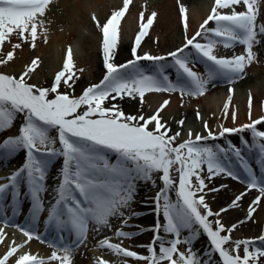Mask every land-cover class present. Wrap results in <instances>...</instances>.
I'll return each mask as SVG.
<instances>
[{"label": "snow or ice", "instance_id": "1", "mask_svg": "<svg viewBox=\"0 0 264 264\" xmlns=\"http://www.w3.org/2000/svg\"><path fill=\"white\" fill-rule=\"evenodd\" d=\"M52 3L53 0H0V65L6 66L13 61L16 50L23 44L34 49L41 36L47 42L45 17ZM131 3L132 0H123V6L113 11L103 24L95 15L91 17L103 35L106 73L99 83L84 88L81 95L60 91L62 86L73 89L78 79L73 71L71 47L63 69L56 73L51 87L28 82L39 66V58L33 59L19 77L0 73V134L21 120L18 134L0 141V160L13 158L20 152L25 154L24 163L3 178L6 183H0V224L19 230L27 238L25 243L33 239L47 243L54 249L50 261L72 264L73 251L85 244L89 232L112 230L113 220L120 221L114 231L117 238L131 239L137 234L123 230L139 227L128 223L139 214L126 215L125 209L134 202L138 184H155L154 177L159 174L163 186L154 197V211L162 214L163 220L150 229L155 235L147 246L149 254L140 255L110 242V238L101 240L100 247L145 264H215L214 257L217 256L221 264H262L264 247L257 246V242L264 244V234L255 239L233 240L231 233L253 219L258 206L264 203V177L258 176L244 161L240 148L231 144L227 148L210 146L203 142L250 130L251 143L246 139L243 143L258 150L260 163L264 165V130L257 128L264 122V117L238 128L221 127L218 134L205 121L206 136L189 130L188 139L176 144L181 133L169 135L171 129L162 123L160 115L169 105L168 100H164L150 117L125 115L116 104L110 108L104 106L106 101L125 97H139L143 102L147 93L178 92L182 97H200L217 78H224L229 84L244 78L246 69L258 59L255 49L264 43V23L258 22L262 0H214L210 14L191 36L188 35L190 26L186 8L181 6L185 43L167 56L138 54L142 40L157 16V13H151L145 23L141 12L140 30L131 49L133 59L118 65L114 62V50L120 37L121 21ZM236 6L245 10L237 11ZM13 39L17 42L13 43ZM6 42L11 45V50L5 55L2 50ZM236 44L244 46V54L230 58L216 54L218 46L229 49ZM169 57L171 65L160 63ZM197 57L205 62L203 74L194 70ZM140 61L154 62L155 70L146 73L139 66ZM172 66L177 73L175 82L166 71ZM232 92L229 88L228 102L224 104L226 114ZM251 107L249 95V118ZM196 117L200 119L199 111ZM235 118L233 114V120ZM178 124L183 126L184 120ZM149 125H154L153 129L150 130ZM53 130L55 137L51 135ZM57 143L59 147L55 146ZM230 153L241 161L246 174L247 178L241 182L246 184L247 190H258L259 195L249 204L246 219L229 227L220 219L221 214L239 208L247 191L235 195L227 207L216 212L208 204L206 194L227 187L210 188L209 183L216 177L241 180L240 175L225 163L230 160ZM56 158H62V166L53 177L57 183L53 187L54 196L47 207L43 221L45 232L42 233L39 230L40 216L45 212L42 194L47 191L49 168ZM173 172L178 173V181ZM173 189L175 200L170 196ZM25 202L29 204V215L24 222H17ZM213 217L216 219H211ZM49 228L55 233L52 240L45 238ZM66 233L73 237L71 242ZM2 234L0 228V241ZM201 236H206L210 246L207 250L197 251L194 245ZM19 247L23 245L10 247L0 258V264H8ZM15 264L48 262L25 252L15 259ZM99 264L108 262L101 259Z\"/></svg>", "mask_w": 264, "mask_h": 264}, {"label": "bare ground", "instance_id": "2", "mask_svg": "<svg viewBox=\"0 0 264 264\" xmlns=\"http://www.w3.org/2000/svg\"><path fill=\"white\" fill-rule=\"evenodd\" d=\"M122 6V0H53L45 17L47 42L41 36L37 40V46L34 49L29 44H23L22 48L18 49L22 58L20 69L13 71L8 67H0V73L19 76L24 69L23 63L27 60V57L31 59L39 58V71L31 75L29 80L40 84V86L47 85L48 82L53 80L55 74L63 69L68 48L74 45L75 53L72 51V56L78 79L75 81L74 88L68 89V92H71L74 96L81 95L84 88L91 84L99 83L106 73L103 64V35L91 17L95 15L99 22L103 24L113 11L119 10ZM181 6H189L190 8L189 13L186 12V14L190 26L188 35L191 36L210 14L211 8L214 6V0H154L152 4H142L136 0L132 1L129 6V11L121 21L120 37L117 47L114 50V62L119 65L133 59L131 49L134 46L135 37L140 30L141 12L144 13L145 23L146 18L151 13L155 12L157 16L153 25L148 30V35L143 38L141 47L138 49V54L150 53L151 55L167 56L169 52L182 47L185 40L179 11ZM236 10L244 11L245 9L241 6H236ZM258 22L264 23V0L261 3V15L258 17ZM12 42L15 43L17 41L13 39ZM255 50L257 51L258 59L246 69L244 78L238 79L232 84H229L224 78H217L208 86V91L203 96L182 97L178 92L147 93L143 102L140 101L139 97H125L124 99L118 98L112 103H118L123 110L132 115L150 117L155 114L164 100H168L169 105L160 113L162 123H165L167 127H171V131L180 129V141L188 139L189 130L194 134L199 133L206 136L207 132L204 129L205 121H207L209 128L217 134L221 127L238 128L250 123L252 120L264 117V43L257 46ZM216 54L221 57L230 58L233 55L244 54V46L236 44L233 48L225 49L221 45L217 47ZM193 56H195L194 51ZM141 63L142 61L139 62V66ZM160 63L171 65L172 60L169 57L166 61ZM152 64L156 66L154 62ZM140 67L144 70L147 66L141 65ZM152 69L151 66L150 70H155ZM194 70L203 74L205 72V62L197 57ZM166 71L175 82L177 79L175 67H167ZM229 88L233 92L231 93L232 100L230 108L226 114L224 112V104L228 102V96L230 94ZM249 95L252 97L251 118H249ZM197 111L201 114L200 119L196 117ZM233 114H235V120H233ZM181 119L184 120L183 126L178 124V121ZM153 127L154 125H149L150 130ZM257 128L258 130H264V122L257 125ZM244 139L251 143L252 137L250 130L243 133L225 134L224 137H218L216 140L209 139L205 142H208L211 146L220 145L227 148L231 144L240 148L244 161L248 162L258 176L264 177V165L260 163L258 150L246 146L243 143ZM2 140L1 138L0 141ZM18 154L22 156L23 152ZM225 163L240 175L241 180L237 181L230 178L216 177L209 183L210 188L227 185L226 188H221L218 192H209L212 210L216 212L223 207H227L235 195L247 191V195L243 197L239 208L229 209L227 213L221 214L222 222L230 227L232 224L246 219V211L249 204L259 194H256L255 190H247L246 184L241 182L247 177L241 167L240 160L230 153V160L225 161ZM61 166L62 162H54L50 166L51 168H49L51 176H56ZM175 174L176 172L172 173L173 177ZM156 194L157 192H151L150 195L143 193L137 205L141 206L145 204L144 200L154 201ZM140 200H143V202H140ZM24 204L26 203H23V206ZM147 204H150V202ZM153 206L150 207V211L156 219L159 214L154 211L155 207ZM27 210L26 207H21L20 215L22 211L26 213ZM20 215L17 217V222L22 223L23 221ZM143 226L139 225V227ZM0 228L3 229L2 235L9 238L13 237L20 242L21 233L19 230L14 227L4 226L3 224H0ZM236 231L234 233V240L255 239L264 234V203L258 206L253 219L241 224ZM90 232L92 236H88L85 244L73 251L72 264H92L90 259L98 257L97 247H99L101 235L106 231L102 229L99 233ZM45 238L52 240L53 231L49 234L46 233ZM153 238L154 236L149 237L148 235L146 237H134L130 240L127 247L138 251H146L147 246L151 244ZM198 242L201 247V249L198 247L199 251L207 250L200 245V239ZM0 245H5V242L0 241ZM30 249V254L36 252V256L45 255L47 257L45 261L48 264H59L58 261L49 260L54 249L49 247L47 243L37 244L33 242ZM19 255L11 261L9 258L8 264H15V259ZM214 258L219 261L218 256ZM114 259L118 258L116 257ZM126 260L129 264L136 262L133 258H126ZM140 264H145V262H141Z\"/></svg>", "mask_w": 264, "mask_h": 264}, {"label": "rangeland", "instance_id": "3", "mask_svg": "<svg viewBox=\"0 0 264 264\" xmlns=\"http://www.w3.org/2000/svg\"><path fill=\"white\" fill-rule=\"evenodd\" d=\"M135 1V0H134ZM136 1H139V3H149V4H152L154 0H136ZM123 2V0H122ZM186 8V12L189 13V6H185ZM14 43V42H13ZM81 46V45H80ZM79 46V47H80ZM11 50V45L8 44L6 42L4 48H3V53L6 55L7 51H10ZM71 50L73 51V53H75V48L74 46L71 47ZM21 55H20V52L19 50H17L15 52V56H14V60L13 61H10L8 65L4 66V65H0V67H8L10 69H12L13 71H16L18 69H20V65H21ZM34 59V58H33ZM31 58H28L27 57V60L23 63V66H24V69L22 70V72L26 69V67L31 63V61L33 60ZM141 65H146L147 67L144 68V71H149L151 66L152 68H154V65L152 64L151 61H142ZM140 65V66H141ZM38 67L35 69V71L31 74H35V72H38ZM73 71L75 72V65H74V69ZM22 72L20 73V75L22 74ZM76 73V72H75ZM39 74H41L39 72ZM77 74V73H76ZM56 75V74H55ZM19 77V76H17ZM29 83L31 84H34V85H37V86H40V84H37L36 82L34 81H30L28 80ZM54 82V77H53V80L51 82H48L47 85H44V86H40V87H45V88H48V87H51V85L53 84ZM60 91L61 92H68V89L65 88V87H61L60 88ZM113 101H106L105 102V107H112ZM117 105V107L122 110L125 115H132L130 113H128L127 111L123 110L118 103H114ZM21 123V120H17L14 124V126L10 129V130H7L5 132H3L2 134H0V139H4L8 136H15L18 134V127H19V124ZM171 129V127H168ZM180 130V129H179ZM179 130H175V131H171L169 133V135H174L176 132H181ZM51 135L52 136H56V132L53 130L51 132ZM180 137V136H179ZM177 138L176 140V144H179L183 141H180V138ZM204 144H207V145H210L208 142H203ZM56 147H59V144L57 143L55 145ZM211 146V145H210ZM24 159H25V154L23 153L22 156L20 154H16L13 158H10V159H4V160H0V183H6V179H3V178H6L8 177L13 171H15L16 169H18L23 163H24ZM113 159H115L113 157ZM54 162H62V158H56ZM51 168V167H50ZM158 175H156V177H154L155 179V184L151 183V182H148V183H139L138 186H137V192H136V196H135V199H134V202L131 204V206L128 208V209H125V213L126 215H129L131 214L132 212H136L138 213L139 215L136 216V217H133L132 219H130L128 221V223L130 225H136V226H139V225H144L143 227H126L124 228L123 230L124 231H128V232H134V233H137L136 235H134L131 239H123L121 240L120 238H117L114 234V231H115V228L116 227H119L120 225V221L118 220H113V225H114V228L112 230H109V229H105V233H103V239L105 238H110V242L112 243H117V244H121L123 247L125 248H128L127 245L128 243L130 242V240H132L134 237H140V236H143V237H146L147 235L149 237H153L155 235V233L153 231H151L150 229L157 223V219H159L158 221H162L163 218H162V214H159L158 218L154 216H152L151 214V211H150V207H152V205H154L153 207H155V203L154 201H150V200H144L145 204L149 203L150 204H143L141 206L137 205V202L139 201V198L141 195H143V193L146 195V194H151V192H158L161 188H162V182L161 180L158 178ZM178 173L175 174L174 178L177 179L178 181V177H177ZM57 183L56 180L53 179V176H51L50 172L48 174V177H47V191H45L42 195H43V201H44V204H45V213H42L41 216H40V221H39V230L44 233L45 232V228H44V223L43 221L46 219V213H47V208L50 204V202H52L53 200V196H54V193L52 192L53 191V187L54 185ZM143 192V193H141ZM256 194H259L258 190H255ZM170 196L173 200L176 199V195H175V190L173 189L171 192H170ZM206 200L208 202V204L210 205V196H209V192H207L206 194ZM48 201V202H47ZM143 202V200H140V202ZM26 204H22L21 207L28 209L26 213H23V211L21 212V220L24 222L28 215H29V204L27 202H25ZM26 205V206H25ZM211 207V205H210ZM142 209V210H140ZM10 211V210H9ZM45 218V219H44ZM211 219H216L215 217L211 218ZM221 219V217H220ZM147 229V230H145ZM51 231L54 232L53 229L49 228L47 230V233L49 234ZM20 232V231H19ZM237 232L236 230L231 233V236H232V239L234 240V233ZM21 233V232H20ZM66 238L68 239L69 242H71V240L73 239V237H70L68 236V234L66 233ZM88 236H92L91 235V232H89ZM3 238L4 240H7L9 242L10 245H8V242L5 243V245H0V258H2L6 253L7 251L9 250L10 247H14V246H20V245H23V247H19L18 248V252L16 253V255L14 257H10V261L13 260L17 255L19 254H22V253H25V252H30V246L33 244V242L39 244L40 242L33 239L32 241H29L27 243H25L27 241V238L21 233L20 235V242H18L19 240L15 239V238H9L7 236H4L3 235ZM55 238V234L53 235V239ZM167 239H171V237H168L166 236ZM17 242V243H16ZM7 244V245H6ZM42 244V243H40ZM200 245H202V247L204 249H208L209 246H210V242L207 240L206 236H203L200 238ZM2 246V247H1ZM197 246V247H195ZM257 246H260V247H264V244H260V243H257ZM183 245H181V248L183 249ZM198 247L201 249V247L199 246V242L197 241L194 245V249L199 251L198 250ZM101 250V252H100ZM102 250H107V251H103ZM130 250H133V251H136L138 254L140 255H148V251H144V250H135V249H130ZM243 254L242 252V249H241V255ZM33 255H36V252L33 253ZM97 258H91L90 261L92 264H99V261L101 259H103L104 261H107L108 264H129L126 260L125 257H123L122 255L121 256H118V255H115L113 254L110 250L106 249V248H102V247H97ZM115 256V257H114ZM38 258H42L44 260H46V256L45 255H42V256H37ZM118 258V259H114V258ZM215 260V264H221L220 261H218L216 258H214ZM262 260V264H264V258H261ZM141 262H144V261H138L136 260L135 263H132V264H140Z\"/></svg>", "mask_w": 264, "mask_h": 264}]
</instances>
